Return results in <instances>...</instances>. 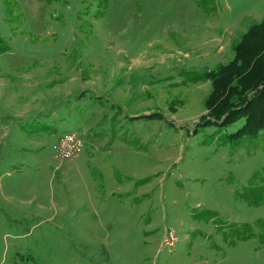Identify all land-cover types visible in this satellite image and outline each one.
I'll list each match as a JSON object with an SVG mask.
<instances>
[{
	"label": "rangeland",
	"instance_id": "374dc122",
	"mask_svg": "<svg viewBox=\"0 0 264 264\" xmlns=\"http://www.w3.org/2000/svg\"><path fill=\"white\" fill-rule=\"evenodd\" d=\"M263 19L264 0H0V264H264V130L204 124V75ZM72 133L76 163L54 151Z\"/></svg>",
	"mask_w": 264,
	"mask_h": 264
},
{
	"label": "trees",
	"instance_id": "16d2710c",
	"mask_svg": "<svg viewBox=\"0 0 264 264\" xmlns=\"http://www.w3.org/2000/svg\"><path fill=\"white\" fill-rule=\"evenodd\" d=\"M199 4L202 0H196ZM211 82L204 124L240 128L231 136L251 137L264 130V19L251 27L234 47V57L204 75Z\"/></svg>",
	"mask_w": 264,
	"mask_h": 264
},
{
	"label": "built area",
	"instance_id": "2783aa9c",
	"mask_svg": "<svg viewBox=\"0 0 264 264\" xmlns=\"http://www.w3.org/2000/svg\"><path fill=\"white\" fill-rule=\"evenodd\" d=\"M83 142L75 134H65L61 136L55 146L54 151L56 156L62 160L69 163H76L82 152ZM177 237L173 230H169L166 236L163 237L161 242V247H166L173 249L176 245Z\"/></svg>",
	"mask_w": 264,
	"mask_h": 264
},
{
	"label": "crops",
	"instance_id": "0c3cea01",
	"mask_svg": "<svg viewBox=\"0 0 264 264\" xmlns=\"http://www.w3.org/2000/svg\"><path fill=\"white\" fill-rule=\"evenodd\" d=\"M79 159V158H78Z\"/></svg>",
	"mask_w": 264,
	"mask_h": 264
}]
</instances>
